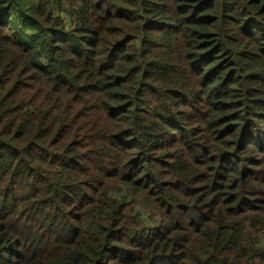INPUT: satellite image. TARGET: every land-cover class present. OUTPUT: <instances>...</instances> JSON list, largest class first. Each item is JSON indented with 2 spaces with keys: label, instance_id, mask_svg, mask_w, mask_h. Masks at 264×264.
<instances>
[{
  "label": "trees",
  "instance_id": "trees-1",
  "mask_svg": "<svg viewBox=\"0 0 264 264\" xmlns=\"http://www.w3.org/2000/svg\"><path fill=\"white\" fill-rule=\"evenodd\" d=\"M0 264H264V0H0Z\"/></svg>",
  "mask_w": 264,
  "mask_h": 264
},
{
  "label": "rangeland",
  "instance_id": "rangeland-1",
  "mask_svg": "<svg viewBox=\"0 0 264 264\" xmlns=\"http://www.w3.org/2000/svg\"><path fill=\"white\" fill-rule=\"evenodd\" d=\"M65 19H67V20H71L72 18H70L69 16H68V14L67 13H64V12H61L60 13ZM146 216V215H145Z\"/></svg>",
  "mask_w": 264,
  "mask_h": 264
}]
</instances>
